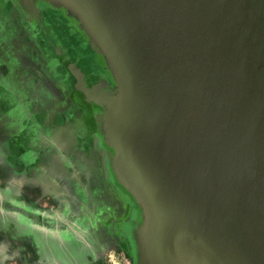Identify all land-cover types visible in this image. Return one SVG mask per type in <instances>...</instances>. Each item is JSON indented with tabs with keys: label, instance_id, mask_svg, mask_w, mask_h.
<instances>
[{
	"label": "water",
	"instance_id": "95a60500",
	"mask_svg": "<svg viewBox=\"0 0 264 264\" xmlns=\"http://www.w3.org/2000/svg\"><path fill=\"white\" fill-rule=\"evenodd\" d=\"M41 1L117 84L77 89L141 212L137 264H264V0Z\"/></svg>",
	"mask_w": 264,
	"mask_h": 264
},
{
	"label": "flooded vegetation",
	"instance_id": "af4514ba",
	"mask_svg": "<svg viewBox=\"0 0 264 264\" xmlns=\"http://www.w3.org/2000/svg\"><path fill=\"white\" fill-rule=\"evenodd\" d=\"M14 4L17 13L12 21L13 31L30 49L18 54L23 62L20 66L30 73L28 78L25 72V83L20 84L25 87V97L31 101L33 96H41L62 103V110L57 113L48 112L45 106L39 113V106H33L27 112L28 118H23L21 129L11 132L6 144V148L9 145L12 148L15 162L24 163L25 159L20 157L27 155L29 161L42 163L43 174L50 180L44 199L39 202L46 212L41 216L31 213L35 222L53 232H42L43 241H29L30 264H110V251L130 253V234L138 221L137 209L112 172L110 152L98 128L101 110L77 87L82 77L89 89L101 86L100 90L110 91L117 84L79 23L67 12L39 0L37 14L32 17L15 0L5 5L11 9ZM17 62L11 58L0 63L3 114L18 107V94L4 85L5 80L12 81L7 78L12 71L15 76L22 73L16 68ZM7 120L6 125H13L18 119ZM77 124L83 132L77 131ZM60 127L73 131L62 136ZM5 128L0 122V131ZM62 131L65 133V129ZM31 147L36 151H30ZM7 169H1L2 175L7 174ZM29 173L27 170L25 177H30ZM133 222L136 223L132 225Z\"/></svg>",
	"mask_w": 264,
	"mask_h": 264
},
{
	"label": "crops",
	"instance_id": "0c3cea01",
	"mask_svg": "<svg viewBox=\"0 0 264 264\" xmlns=\"http://www.w3.org/2000/svg\"><path fill=\"white\" fill-rule=\"evenodd\" d=\"M21 71L22 73H24L23 69H21ZM25 71L27 70L25 69ZM4 85L8 89L12 90L16 95L18 94L17 95L18 98L16 99V103L18 106L17 108L23 106L26 109V112L28 111L30 112L29 106L32 100L29 101V99L25 97L26 96L25 87L23 85L21 86L18 84L15 85L12 82H9L8 84L4 83ZM42 92H44L43 89ZM48 102L50 103V101ZM24 108H20L22 112H20V116H16L17 119H19V117L22 118V120L23 118H28L27 113L26 112L24 113ZM45 108L49 112V107H45ZM33 110L35 111L36 108H34ZM37 111L41 113L44 110L38 108ZM11 113L9 112L3 114V112H0V120L2 118V115L8 116L2 119L13 118L15 114H11ZM10 132L11 131L10 130L7 131L6 128L5 130L0 131L2 135L6 136L4 139L5 144H7L9 141V138L11 136ZM2 147L3 148L0 149L1 150L0 165H2L4 162L3 164L4 167L2 166L1 168H5V165L8 164L9 166H13V167L16 166L17 169L15 170L14 168L15 172L12 174L11 171L13 170H9L6 167V169L9 170V172L7 171L6 175H2L0 170V264H30V260L28 258L29 256L28 248H27V246L30 243L29 241L31 242L33 241L38 242V240L41 241L42 238L41 233L44 231L48 232L50 230L43 227V225L39 224V222H35V219L33 218V213H37L38 216H41L44 212V209L43 207L31 206L29 204V200H34L35 202L38 203L43 201L45 196L44 195L45 187L47 188V186L49 185L48 182L49 177L43 174L44 166L42 165V163L34 162L33 160L29 161L27 159L28 158L27 155L20 157L22 159H25L24 163L15 162L13 158L14 153L10 145L9 147L7 146L8 148H6V145ZM29 150L34 151L35 149L32 148ZM27 170H29L30 172L29 173V175H31L30 177L28 176L25 177ZM42 180L43 182H46L44 186H42L43 183H39L40 181L42 182ZM30 187L33 188L35 187L39 189V192L38 189H36L37 194L34 193L36 196H31L29 192ZM31 211L33 213H31ZM22 225L27 227H32L36 225L37 228L40 229V230L37 229L39 233H31L29 232V230H26L24 227H22Z\"/></svg>",
	"mask_w": 264,
	"mask_h": 264
},
{
	"label": "rangeland",
	"instance_id": "374dc122",
	"mask_svg": "<svg viewBox=\"0 0 264 264\" xmlns=\"http://www.w3.org/2000/svg\"><path fill=\"white\" fill-rule=\"evenodd\" d=\"M9 1L10 0H0V34H1V37H0V63H2V62H8L11 58H12V62L18 61L17 64H16V68L17 69H23L24 70V73L22 74V73H19L18 72V74L16 75L17 77H16L14 75L13 71H12V73L7 78L10 81L12 80L11 82L13 84L20 85L21 84V81L23 82L25 80L24 77H26V76H28V78L30 77V73L28 71H25V66L24 67L23 66H20V64H23V62L20 59V57L18 56V54L22 50L24 52H29L30 49L29 50L27 49L28 48V45L26 44L25 40L22 39V38H20V37H18L14 33V31H13V23H12V21H15L16 13H17L16 10L17 9H16V5L15 4H14L13 7L11 6V9H10V5H8L9 7H7V5H5V4L6 3H9ZM18 9H19L18 10V13H19V11H21V10H20L19 7H18ZM11 23H12V25H11ZM8 24H10L12 27L10 28ZM25 50H28V51H25ZM15 63H14V65H15ZM1 71H3V70L0 69V72ZM25 72L27 73L26 76H25ZM23 75H24V77H23ZM6 83L8 84L9 82H7L5 80V84ZM24 83H25V81H24ZM39 87L41 88V85ZM42 98H44V97H41V96L34 97L33 96L32 102H31V104L29 106L30 111H32V107L33 106L35 107L36 105H38L40 109H43V106L49 107V112L51 111L53 113H57L58 111H61L62 110V103H58L55 100L53 102L51 101L49 103L48 100L46 99V97H45L46 100H44ZM20 108H24V107L23 106H20L19 108H16L14 111H12L11 114H15L14 117L20 116V112H22L20 110ZM25 112H26V109L24 108V113ZM4 117H8V116L7 115H2V118H4ZM2 118L0 120L1 124H3V125L5 124L6 125L8 123V120H7L8 118H5V119H2ZM100 118H101V114L99 115V117L97 119L98 122L100 121ZM16 122H17V124L14 123L13 125H6V130L7 131L10 130L11 132H16L19 129H21V126L20 125L22 124V118L19 117V119L16 120ZM73 127H75V126H73ZM77 127H78V130L77 131H80L81 130V132H83V129L82 128L79 129L80 126L78 124L76 125V128ZM64 129H65V133L62 131ZM48 131L50 132L51 130L49 129ZM72 131L73 130L70 129L69 127H60L59 128V133L62 136L65 135V134L67 135L68 132H72ZM5 137H6L5 135H2L0 133V149L3 148L2 146L6 145L5 142H4ZM0 152H1V150H0ZM3 164H4V162H3ZM2 166L4 167V165H0V168ZM5 167H7L10 170H13V171H11L12 174L17 169L16 166L13 167V166H9L8 164H6ZM14 168H15V170H14ZM8 176H10V175H8ZM39 183H41V181ZM42 183H43L42 186H44L46 182H43V180H42ZM31 190H32V192L30 193L31 196H36L34 193L37 194V191H35V189L33 187H31ZM129 197L131 198L132 203L134 204V207H136V209H137V218H138L137 219L138 220L137 223H138L141 220V217H142L141 216V212L138 209V207H137L136 203L134 202L133 198L130 195H129ZM32 198H34V197H32ZM29 201H30L29 204L31 206H33V207L38 206L39 207V203L35 202L34 200H29ZM44 211H45V209H44ZM135 223L136 222H133L132 225H134ZM22 227H24L26 230H29V232H31V233H39L38 230H40L39 228H37L36 225L35 226H32V227H27V226L22 225ZM134 228H135V226H133L132 231H131V234H130V250H129L130 253L125 255L123 253L120 254V253H116L114 251H110L109 256H108V258L110 259L109 260V263L110 264H137L136 249H135L136 247H135V241H134ZM51 232H53V231H51ZM41 241H42V238H41Z\"/></svg>",
	"mask_w": 264,
	"mask_h": 264
},
{
	"label": "bare ground",
	"instance_id": "6f19581e",
	"mask_svg": "<svg viewBox=\"0 0 264 264\" xmlns=\"http://www.w3.org/2000/svg\"><path fill=\"white\" fill-rule=\"evenodd\" d=\"M15 2L16 3H18L16 0H15ZM3 165V164H2ZM6 166V165H5ZM5 169H6V167H5ZM6 171H8V170H6ZM9 172V171H8ZM40 180V179H39ZM19 181H20V179H19ZM4 182V181H3ZM23 183V182H22ZM42 183V182H41ZM20 184V183H19ZM32 185V184H31ZM39 190V189H38ZM46 190V189H45ZM25 194V193H24ZM44 196V195H43Z\"/></svg>",
	"mask_w": 264,
	"mask_h": 264
}]
</instances>
